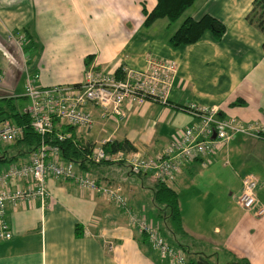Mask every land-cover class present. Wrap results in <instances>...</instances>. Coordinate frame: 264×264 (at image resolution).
Segmentation results:
<instances>
[{
	"label": "crops",
	"instance_id": "0c3cea01",
	"mask_svg": "<svg viewBox=\"0 0 264 264\" xmlns=\"http://www.w3.org/2000/svg\"><path fill=\"white\" fill-rule=\"evenodd\" d=\"M251 1L194 0L174 22L157 18L144 26L141 7L149 10L155 0H0V98L23 96L26 76L34 74L40 86L78 83L87 56L88 65L113 73L142 69L148 59L174 61L169 105L123 103L120 115L105 117L88 105L93 125L83 142L126 139L134 147L128 156L156 155L195 122L177 108L190 103L251 124L252 132L235 134L206 165L190 161L175 176L170 187L186 192L182 203L178 196L185 236H173L165 209L154 203L151 174H131L124 161L98 163L90 174L101 184L119 185L127 206L157 223L185 257L264 264V216L235 202L250 174L264 208V50L262 33L244 17ZM204 13L223 23L219 40L205 31L194 43L168 44L185 17ZM238 98L243 105H229ZM6 166L0 163V170ZM45 187L42 202L4 208L10 237L0 239V264H169L113 201L60 178H47Z\"/></svg>",
	"mask_w": 264,
	"mask_h": 264
},
{
	"label": "built area",
	"instance_id": "2783aa9c",
	"mask_svg": "<svg viewBox=\"0 0 264 264\" xmlns=\"http://www.w3.org/2000/svg\"><path fill=\"white\" fill-rule=\"evenodd\" d=\"M175 72L176 63L172 60L148 59L144 68L122 69L117 75L89 64L84 67L81 80L75 84L40 86L35 83L36 74L26 76L23 96L27 104L24 111L29 115L30 127L39 135L40 142L27 160L8 164L0 170V239L10 237L4 208L32 199L42 202L48 194L45 181L53 177L71 181L78 188L113 201L125 212L128 224L144 234L147 243L169 264H185L183 251L168 244L157 223L127 206L119 185L99 183L90 172L78 169L74 162L62 160L55 145L43 143L54 128L91 129L93 119L88 105L99 109L102 117L120 115L123 103L140 105L150 101L169 105L167 97ZM177 108L192 115L195 122L184 127L160 153L147 158L135 154L128 156L122 151L109 153L102 145L111 140L105 138L92 144L84 155L86 161L95 164L124 161L131 174L149 173L154 180L170 187L187 163L199 160L201 165H206L211 154L224 148L235 134H249L254 129L251 124L243 125L235 118L218 116V109L214 106L207 108L190 103ZM20 134V127L8 119L0 120V143H10ZM69 135V132H55L58 141ZM256 185L257 179L253 175H245L235 202L243 210H253L256 216H264V208L259 206L255 196Z\"/></svg>",
	"mask_w": 264,
	"mask_h": 264
},
{
	"label": "trees",
	"instance_id": "16d2710c",
	"mask_svg": "<svg viewBox=\"0 0 264 264\" xmlns=\"http://www.w3.org/2000/svg\"><path fill=\"white\" fill-rule=\"evenodd\" d=\"M193 2L194 0H155L153 7L149 10H146L142 5V25L148 26L157 18H166L168 22H174ZM245 19L248 23L256 26L262 33L263 39L261 42V48L264 50V0H252L250 8L245 15ZM224 30L225 27L223 23L210 14L204 13L197 19L187 16L171 34L168 39V44L172 47H176L194 43L205 31L210 32L214 40H219L224 33ZM89 59H91V56L85 57V66L88 65ZM115 74L117 75L118 71H116ZM22 97L25 98L24 96L0 98L1 120L8 119L21 129V134L18 138L14 139L10 143L4 144V146H0V163H7V165L27 160L29 154L40 142L39 135L36 134L30 127L29 115L24 110H19V105L15 102L16 99ZM243 104L244 101L239 98L229 103V105ZM218 116H220V113H218ZM57 131L69 132L70 135L69 137H65L62 141H58L55 136V132ZM43 143L55 145L58 148L60 158L64 161L74 162L80 170L90 172V170L94 169V165H100L102 163H107V165L108 163H117L110 161H101L100 164L87 162L84 155L89 151L93 142H80V140L76 137L74 128L70 126H62L59 129L54 128L48 136H46V140L43 141ZM102 147L104 151L109 153L115 151L130 152L134 150V147L126 139L106 141ZM154 182V191L152 193L154 203L165 209L166 217L168 218L173 236H185L181 224L177 193L171 187L160 181L154 180ZM79 231V226L75 225L74 234L76 236L80 235ZM140 234L145 239L144 234ZM164 239L168 242V244L173 246L169 239L167 240L165 236ZM186 256L185 264H216L210 261L207 257L196 253ZM242 264L249 263L243 259Z\"/></svg>",
	"mask_w": 264,
	"mask_h": 264
},
{
	"label": "rangeland",
	"instance_id": "374dc122",
	"mask_svg": "<svg viewBox=\"0 0 264 264\" xmlns=\"http://www.w3.org/2000/svg\"><path fill=\"white\" fill-rule=\"evenodd\" d=\"M248 12V11H247ZM246 12V13H247ZM246 13H245V15H246ZM245 17V16H244ZM248 22V21H247ZM15 102H16V104L17 105H19L18 106V109L19 110H24V105H25V102H24V99H22V98H19V99H16L15 100ZM26 106V105H25ZM76 131V129H74V132ZM75 134H76V137L80 140V142H83V141H89L88 140V138H90L89 136H86L85 137V134H86V131H83V130H78V131H76L75 132ZM88 137V138H87ZM172 138H174V137H172ZM91 139H93L92 137H91ZM99 142V140L97 139V140H95V143H98ZM93 144V143H92ZM0 146H4V144L2 143H0ZM10 152V151H9ZM9 152H7V153H9ZM127 153V152H126ZM127 169H128V167H127ZM129 171V170H128ZM186 192H178V194H177V196H179V202L180 203H182V201L184 200V194H185ZM189 195H191L192 194V192H187ZM182 208H184L183 206H182ZM148 219H150V218H148ZM162 234V233H161ZM162 236L164 237V235L162 234Z\"/></svg>",
	"mask_w": 264,
	"mask_h": 264
}]
</instances>
